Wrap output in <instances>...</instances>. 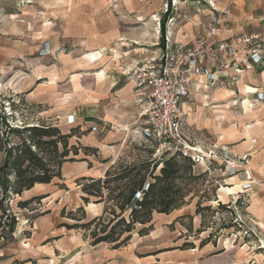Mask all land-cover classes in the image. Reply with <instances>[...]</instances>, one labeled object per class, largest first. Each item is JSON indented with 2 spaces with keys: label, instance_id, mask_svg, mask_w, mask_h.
Listing matches in <instances>:
<instances>
[{
  "label": "rangeland",
  "instance_id": "obj_1",
  "mask_svg": "<svg viewBox=\"0 0 264 264\" xmlns=\"http://www.w3.org/2000/svg\"><path fill=\"white\" fill-rule=\"evenodd\" d=\"M166 1H161L162 5L158 10L160 30L155 25V30L160 31V34L163 28L161 21L168 15L163 14ZM172 1L167 4V10L173 11L175 15L182 13L184 8L193 7L188 5L191 1L181 4L184 6L174 2L173 5ZM51 3L50 0H0V103L3 105L1 111L6 116L12 115L9 121L15 126L21 125V121L25 120L30 124L38 121L52 123L61 127L63 132L78 127L79 132L76 135L85 134L80 136L79 141L82 145L91 142L99 147L97 159L87 157L92 165L93 175L96 176L102 174L109 165H103L100 161L109 159L116 162L126 156H136L138 152L133 147L140 146L142 130L147 126L139 117L135 101L132 104L134 110L129 115V126L121 125L120 128L112 130L107 127L101 128L89 118H84L85 122L82 121V118H79L81 113L78 114V119L74 116V124L68 125V116L59 113L67 103L57 98L51 99L47 86L48 79L40 81L46 88L40 89L34 95L28 96L23 94L28 92H18L19 88L23 91L32 90L30 79L33 73L38 74L41 71L43 74L39 73L37 76L44 77V73H47L54 64L50 61L45 38L51 27L49 20L55 17L53 10L55 6L52 9ZM15 26H19V30H14ZM2 47H9L8 49L15 53L23 51L24 57L11 54L10 59L6 61L7 58L1 55ZM91 77L94 78L93 73ZM20 98L26 105L23 106L19 102ZM212 99L214 98L203 102L199 101V97L188 100L191 109L184 114L183 129L192 144L200 146L194 143V139L199 137L197 133L205 135L204 138H211L213 144L215 143V145L211 143L209 149L214 152V160L210 164L207 162L204 166H196L194 172H205L206 167L213 170L210 174L212 182L206 184L208 186L212 183V186L207 189L211 191L213 187L218 186V190L224 189L225 193H230L227 195L217 190L215 197L221 205H231L233 215L227 210L218 209L214 202L211 204V211L204 212L202 219L196 216L192 221L193 232L199 230L201 226L208 227V230L198 236L188 237L190 235H186L185 230L188 220H182L180 222L182 225L175 223V220L182 215L193 214L192 204L168 216H156L153 231L149 235L138 237L135 234L129 245L121 250L113 251L105 245L91 247L82 241L79 233L59 228L62 223H68L66 219L60 217L63 208L70 212L82 206L81 192L76 184L80 176H75L72 169L74 164L79 163H66L61 170V181L37 185L10 202L9 207L16 217L17 225L14 234L9 235L6 231L3 234L4 239H0V264H264V138L259 136L257 128L252 126L254 124L251 122L252 104L242 106L241 101ZM10 100L15 105L12 110L9 108ZM87 104L85 114L96 113L101 103L95 100ZM107 104L109 109L112 104L114 105L112 102ZM92 126L98 128L95 134L88 131ZM221 137L223 140L217 144ZM241 137L249 139L251 144L249 150L242 152L235 150L242 147L238 146L243 142ZM75 140L76 138L71 139L70 143L73 144ZM222 145L225 148L221 147ZM223 154L235 161L239 157L247 161L246 164L240 165L241 161L237 165L238 172L233 176L234 180H229L233 177L221 172ZM130 160L132 158L126 159ZM230 186L238 187L233 191L234 194L230 190L226 191ZM213 194L208 195L211 197ZM33 197L44 199L39 203L33 202L27 210L16 207L17 201ZM235 201H238L236 206ZM92 205L85 209L88 218L101 212V207ZM44 212L47 213L40 215ZM223 226L227 229L220 231L215 246L209 244L201 250L198 248L179 250L185 239L198 247L200 239H205L210 231L219 230ZM1 233L0 229V235Z\"/></svg>",
  "mask_w": 264,
  "mask_h": 264
},
{
  "label": "crops",
  "instance_id": "obj_2",
  "mask_svg": "<svg viewBox=\"0 0 264 264\" xmlns=\"http://www.w3.org/2000/svg\"><path fill=\"white\" fill-rule=\"evenodd\" d=\"M50 1H52L51 8L53 9L54 6L56 8L53 9L55 17L49 20L51 27L45 38L49 47L50 61L54 64L47 73H44V77L37 76L42 73L41 71L38 74L33 73L30 79L32 90L23 91L19 88L18 92H28V94L23 93L28 96L34 95L40 89L46 88L40 81L48 79L47 86L51 99L57 98L67 103L59 113L66 117L77 116V119L78 114L81 113L79 118H82V121L84 118H89L101 128L107 127L113 130L120 128L121 125L128 127L129 115L134 110L132 104L137 100L130 75L133 69L143 66L149 59L156 57L158 45L163 42L164 26L161 34L157 30H160L157 17L162 0ZM186 1H191L188 5L193 7L187 6L189 8H184L182 13L175 16L176 21L179 22H175L171 30L175 38L191 43L200 36L203 26L208 22L210 9L204 4L206 0H173L172 4L174 2L184 6L181 4ZM212 1L215 9L227 12L222 34L218 39H232L243 34L264 36V0ZM169 2L170 0H167L166 4L169 5ZM167 17L168 15L165 21ZM13 29L19 30V26ZM8 48H1V55L7 58L6 61L10 59L11 54L17 56L25 54L23 51L15 53ZM91 73L94 74V78L91 77ZM258 94L263 98L257 100ZM191 96L194 99L199 97V101L202 102L212 97L214 98L212 101L225 98V101L230 102L241 101L242 106L252 104L251 122L254 123L252 126L257 128L259 136L264 138V53L263 59L258 64L246 63L235 85L224 84L216 90L203 88L199 93L192 92ZM191 96L183 103L185 115L191 109L188 104V100H192ZM95 100L101 103L96 113L85 114L87 103ZM109 102L114 103L111 109L108 108ZM243 134L242 132V136ZM197 135L199 137L194 139V143L199 144L204 150H209L213 144L211 138H204L203 134L197 133ZM222 140L223 137L219 138L217 144ZM241 140L243 142L238 146L242 147L235 150L241 152L249 150L251 146L249 139L241 137ZM85 144L99 148L91 142ZM221 147L225 148L223 145ZM72 169L75 176L80 177L99 178L104 173L103 171L102 174L93 175V168L88 169L84 162L74 164ZM234 179L233 177L229 180ZM236 188L238 187L230 186L226 191L233 192ZM218 192L225 193V190L219 189ZM225 194L230 195V193Z\"/></svg>",
  "mask_w": 264,
  "mask_h": 264
},
{
  "label": "trees",
  "instance_id": "obj_3",
  "mask_svg": "<svg viewBox=\"0 0 264 264\" xmlns=\"http://www.w3.org/2000/svg\"><path fill=\"white\" fill-rule=\"evenodd\" d=\"M164 23L162 19V27ZM19 102L26 105L22 98ZM2 108L0 103V239H4L6 231L9 235L15 232L17 221L9 207L14 198L21 197L36 185L61 181V170L66 163L84 162L91 169L87 157L97 159L99 154L97 148L80 143V136L85 134L77 136L78 127L63 132L52 123L38 121L30 124L25 120L15 126L9 121L12 115L6 116ZM9 108H15L11 100ZM73 138L76 140L72 144ZM139 144L133 147L138 152L134 157L126 156L116 162L109 159L100 161L103 165L109 164L102 177L82 176L76 180L82 206L70 212L63 208L60 217L68 223H62L59 228L79 233L82 241L91 247L105 245L117 251L127 247L135 234L138 237L149 235L156 216H168L192 204L193 214L182 215L175 220L179 224L184 219L188 220L185 227L188 237L208 230V227L201 226L193 232L192 221L194 217L202 219L204 212H210L212 203L215 202L218 209L234 214L231 205L224 206L217 201L215 193L218 186L211 191L207 189L212 186V183L206 186L212 182L210 172L195 173V163L179 153L155 156L156 146L146 138ZM128 158L132 160L126 161ZM209 193L214 194L210 197ZM43 199L33 197L17 201L16 207L27 210L33 202L39 203ZM90 204L101 206V212L88 218L85 208ZM234 204L238 205V201ZM226 229L223 226L210 231L205 239L199 240L198 247L185 239L179 250H201L209 244L215 246L220 231Z\"/></svg>",
  "mask_w": 264,
  "mask_h": 264
},
{
  "label": "built area",
  "instance_id": "obj_4",
  "mask_svg": "<svg viewBox=\"0 0 264 264\" xmlns=\"http://www.w3.org/2000/svg\"><path fill=\"white\" fill-rule=\"evenodd\" d=\"M204 4L210 9L209 19L200 36L191 43L173 36L171 29L176 15L173 11L168 12L166 4L164 14L168 17L158 55L133 69L130 75L133 90L137 93L135 105L147 126L142 130V139L146 138L156 146L155 156L179 153L189 157L196 166L210 164L215 157L213 151L203 152L185 135L184 101L192 92L199 93L203 88L216 90L224 84L235 85L246 63L258 64L264 53L263 35L243 34L232 39H218L227 12L215 9L212 0H206ZM262 98L257 95V100ZM67 124H74L72 116L67 117ZM88 131L95 134L98 128L92 126ZM222 161L221 172L229 177L236 175L241 161L240 165L247 163L245 158L239 157L235 161L226 154L222 155ZM205 171L213 172L208 167Z\"/></svg>",
  "mask_w": 264,
  "mask_h": 264
},
{
  "label": "water",
  "instance_id": "obj_5",
  "mask_svg": "<svg viewBox=\"0 0 264 264\" xmlns=\"http://www.w3.org/2000/svg\"><path fill=\"white\" fill-rule=\"evenodd\" d=\"M86 209V208H85Z\"/></svg>",
  "mask_w": 264,
  "mask_h": 264
}]
</instances>
